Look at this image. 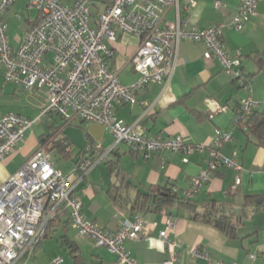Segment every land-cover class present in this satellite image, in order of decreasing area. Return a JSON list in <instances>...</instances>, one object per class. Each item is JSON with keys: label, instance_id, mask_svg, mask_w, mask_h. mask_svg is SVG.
Returning a JSON list of instances; mask_svg holds the SVG:
<instances>
[{"label": "crops", "instance_id": "0c3cea01", "mask_svg": "<svg viewBox=\"0 0 264 264\" xmlns=\"http://www.w3.org/2000/svg\"><path fill=\"white\" fill-rule=\"evenodd\" d=\"M180 1L183 5L187 0ZM216 1L195 0L190 10L182 8L179 14L176 7H169L164 16L168 23L176 22L179 17L189 30L223 23L222 40L231 55L242 59V67L250 77L251 90L242 87L228 74L217 57L206 59L204 43L182 40L178 62L168 81L149 82L138 92L137 103L114 102V112L119 119L126 124L140 121V130L150 137L181 135L187 143L209 145L217 129L233 134V139L220 150L225 156L238 159L243 167L239 170L219 169L190 199L199 210L211 200L242 206L246 195L264 193V144L254 132L242 128L236 121L237 108L248 97L258 103L254 112L264 119V0H259L258 15L241 30L231 25L240 0H221L223 7H217ZM62 2L73 5L74 0ZM107 4V0H90L92 15L98 16ZM40 17L39 8L30 5L28 0H16L10 6L5 21L14 48L19 47L25 33ZM139 44L136 36L127 33H119L118 40L110 44L114 49L111 67L118 72L123 84L132 85L140 77L131 61ZM4 69L0 61V112L20 114L35 121L27 130L25 140L0 161V187L43 147L51 153L56 167L70 174L76 182L74 196L82 201L83 210L91 221L114 232L133 222L138 215L144 218L140 236L124 242L126 250L144 264H165L169 246L160 237L163 230H168L178 241L174 264H214L204 257L193 256L194 248L208 253L213 260L264 264V210L251 212L239 225L238 236L232 237L214 224L193 219L187 210L171 213L151 208L133 209L138 192H149L153 186L171 188L184 200V191L192 177L206 167L207 153L162 151L146 157L130 145L120 143L114 147L111 129L80 118L77 119L83 122L84 136L68 129L62 135L63 126L55 117L63 120L60 114L50 112L40 116L48 104L46 92L28 90L7 81ZM62 142H67L72 152L66 153L60 147ZM58 151L65 158H55L54 153ZM86 154L100 162L83 175L78 170V163ZM109 162L115 163L113 170H110ZM236 177L240 179L239 184H236ZM47 212L52 213L49 222L54 218L51 233L59 229L61 236L75 241L83 260L88 255L93 264H116L117 255L107 247L97 246L92 238L77 232L75 237L70 236L73 226L69 207H62L60 212L48 208ZM51 233L47 231L44 238ZM37 246L38 250L40 242ZM252 253L256 254L255 258L251 257Z\"/></svg>", "mask_w": 264, "mask_h": 264}, {"label": "built area", "instance_id": "2783aa9c", "mask_svg": "<svg viewBox=\"0 0 264 264\" xmlns=\"http://www.w3.org/2000/svg\"><path fill=\"white\" fill-rule=\"evenodd\" d=\"M15 1L0 0V61L4 64L7 81L28 90L46 92L48 104L40 116L57 112L65 123L77 118L100 123L111 129L114 147L125 142L146 157L162 151L207 153L206 167L192 177L184 191L187 199L194 197L219 169H242L238 159L227 157L220 150L233 139L230 132L217 129L209 145L187 143L181 135L150 137L140 130V121L126 124L114 112V102L137 103L138 92L149 82L169 80L178 62L182 40L204 43L206 59L217 57L225 71L242 87L252 89L242 59L231 55L222 40L223 23L189 30L179 17L174 23L166 21V8L174 6L179 14L182 8L190 10L195 0H187L183 5L180 0H107L106 9L98 16L92 15L90 0H74L73 5H66L62 0H28L30 5L39 8L41 17L25 33L18 48L10 43L5 21ZM215 5L223 7L224 4L217 0ZM258 5L259 0H240L231 25L237 30L243 29L258 15ZM119 33L134 35L140 41L131 58L140 77L132 85L123 84L118 72L111 67L114 49L110 44L118 40ZM257 106L252 97L238 106L239 126ZM34 121L20 114L0 112V161L25 140ZM242 128L248 129V126ZM99 162L98 158L86 154L80 159L78 170L87 175ZM239 182L236 177V184ZM75 187L72 176L58 169L51 153L43 147L1 185L0 264H27L22 259L32 254L47 234L52 215L47 212L48 208L54 212L62 206L70 208L71 224L79 235L88 236L97 246H105L115 253L116 264H144L124 246L125 241L140 236L144 218L138 215L118 230L108 231L86 216L82 201L74 196ZM160 237L169 246L164 263L174 264L178 241L168 230L161 231ZM191 253L214 264H238L213 260L197 248ZM251 257L255 258L256 254L252 253ZM63 262V257L54 259L55 264Z\"/></svg>", "mask_w": 264, "mask_h": 264}, {"label": "trees", "instance_id": "16d2710c", "mask_svg": "<svg viewBox=\"0 0 264 264\" xmlns=\"http://www.w3.org/2000/svg\"><path fill=\"white\" fill-rule=\"evenodd\" d=\"M247 125L254 132L260 141L264 144V119L253 112L249 118L241 122V126ZM61 142V141H60ZM60 147L67 153L72 152L68 149L67 142L60 143ZM110 170H113L114 162H109ZM112 166V167H111ZM117 199V196H116ZM118 200V199H117ZM63 207V206H62ZM62 207L57 208V212L62 210ZM166 212L178 210H187L191 213V217L196 220L214 224L224 230L229 236H238V227L244 222V219L253 211L264 210V193L248 194L245 197V202L242 206L232 205L230 203H220L216 200H211L205 205L203 210H199L197 204H193L190 199L184 197L178 198L175 191L171 188H162L161 186H153L149 192L139 191L134 199L133 209L144 211L147 209ZM54 219V218H53ZM53 219L48 223V233L52 231ZM63 245L67 246L70 252L76 259L77 264L83 263V257L79 252L78 244L67 236H61ZM38 247V246H37ZM37 247L35 248L37 250Z\"/></svg>", "mask_w": 264, "mask_h": 264}, {"label": "rangeland", "instance_id": "374dc122", "mask_svg": "<svg viewBox=\"0 0 264 264\" xmlns=\"http://www.w3.org/2000/svg\"><path fill=\"white\" fill-rule=\"evenodd\" d=\"M55 117L59 120L60 126H63L61 129L62 135L66 134V130L68 129L77 131L78 133L84 136V131L81 128L83 122L80 119H75L70 123H65L59 116ZM121 144L125 146L127 145L129 147V145L125 142ZM59 153L62 154L60 151H58L54 153V157L58 158L60 156L61 158H65V156L60 155ZM74 158L76 157L74 156ZM76 232L79 235L77 229L73 227L72 229H70L69 234L70 236L75 237ZM61 234V230L56 229L47 238H42V240L40 241V248L36 250V252L32 253L29 257H24L22 261L27 262V264H55L54 259H56L57 257H63L64 262L62 264H77L76 259L70 252L69 248L63 245L61 240ZM84 254L86 255V252ZM43 255L44 257L42 258L41 256ZM87 257L88 258L83 260L82 264H93L90 260V257L88 255Z\"/></svg>", "mask_w": 264, "mask_h": 264}]
</instances>
